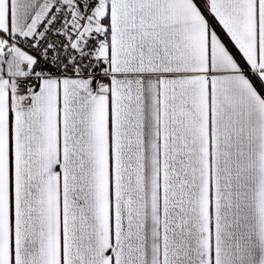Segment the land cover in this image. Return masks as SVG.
Returning <instances> with one entry per match:
<instances>
[{
	"label": "snow or ice",
	"instance_id": "snow-or-ice-1",
	"mask_svg": "<svg viewBox=\"0 0 264 264\" xmlns=\"http://www.w3.org/2000/svg\"><path fill=\"white\" fill-rule=\"evenodd\" d=\"M0 264H264V0H0Z\"/></svg>",
	"mask_w": 264,
	"mask_h": 264
}]
</instances>
